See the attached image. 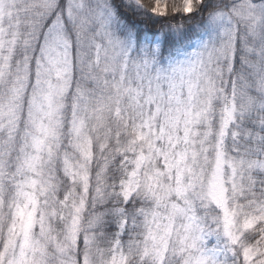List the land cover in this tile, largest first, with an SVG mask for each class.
<instances>
[{
  "label": "snow or ice",
  "instance_id": "obj_1",
  "mask_svg": "<svg viewBox=\"0 0 264 264\" xmlns=\"http://www.w3.org/2000/svg\"><path fill=\"white\" fill-rule=\"evenodd\" d=\"M0 264H264V0H0Z\"/></svg>",
  "mask_w": 264,
  "mask_h": 264
},
{
  "label": "trees",
  "instance_id": "obj_2",
  "mask_svg": "<svg viewBox=\"0 0 264 264\" xmlns=\"http://www.w3.org/2000/svg\"><path fill=\"white\" fill-rule=\"evenodd\" d=\"M146 2H147V0H146ZM169 2H171V0H169ZM177 2H179V0H177Z\"/></svg>",
  "mask_w": 264,
  "mask_h": 264
}]
</instances>
